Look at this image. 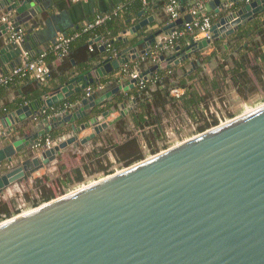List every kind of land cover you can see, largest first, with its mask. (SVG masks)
<instances>
[{"label": "water", "instance_id": "95a60500", "mask_svg": "<svg viewBox=\"0 0 264 264\" xmlns=\"http://www.w3.org/2000/svg\"><path fill=\"white\" fill-rule=\"evenodd\" d=\"M54 1L0 0V76L24 62L28 51L24 42L8 41L11 28L23 27L31 34ZM207 8L217 16L210 39L176 46L141 77L152 76L159 63L178 65L233 36L264 13V0H213ZM190 21L187 15L147 34L154 18L142 19L128 31L136 41L116 59H102L81 73L58 78L41 109L16 104L6 113L0 119V196L29 184L68 147L87 146L125 118L131 111L127 102L118 105L119 114L111 120L114 107L102 106L132 90L136 80L113 78L111 85L88 97L85 88L149 52L159 35L170 36ZM199 64L191 62L188 73ZM64 102L70 104L66 110L35 125L42 111ZM64 126L70 133L58 138L53 148L31 149L36 138ZM88 129L91 133L79 137ZM0 264H264V104L0 221Z\"/></svg>", "mask_w": 264, "mask_h": 264}, {"label": "crops", "instance_id": "0c3cea01", "mask_svg": "<svg viewBox=\"0 0 264 264\" xmlns=\"http://www.w3.org/2000/svg\"><path fill=\"white\" fill-rule=\"evenodd\" d=\"M127 1L128 0H88L86 2L73 3V2H71V0H55L54 2L56 5L49 11L47 16L42 20L41 24H39L36 28H34L32 30L31 34H28L27 30L22 27L26 33L25 38L27 36L30 37V39L28 41L24 40V44L28 48V51H27L28 59L31 60L36 55L38 56L40 54L47 53L49 51V49L51 48V46H52V44L56 38L60 37L61 35H70L71 33L83 28V26L87 22H90L96 15L108 13V12L114 10L115 8L119 7V6H124L127 3ZM182 9H183L182 13L186 12V7L182 6ZM142 10L143 9L141 8V11ZM208 12L215 15L214 12L209 10V9H208ZM183 14H184L183 17H185L186 14L185 13H183ZM149 17L154 18V23L149 25L147 27V29L145 30V32L147 34L149 32L152 33L153 31H157L159 29H162L163 27H166L167 24L170 23L167 15L163 11L162 5H159V4L152 5L149 8L145 9V13L143 14V16L141 18L138 17V15L137 16L129 15V17L126 19H124V17H122V18L118 19V21L113 20V23H112L113 28L119 29L116 40H117V42L118 41L120 42V45H121L120 52L125 50L130 44H132L133 42L136 41V40H132V36L128 35V31L130 29H132L135 25H137V23L139 21H141L142 19L149 18ZM216 19H217V16H216ZM263 19H264V13L259 14L252 21L241 26L237 32L244 30V29H250V27L252 26V24L255 21H262ZM237 32H235V34L233 36L224 38L223 40L219 41L220 42L219 44L221 46V54H224L223 56H225V55H227L229 57L233 56V59H237L236 54H232V50L230 47V44H231L230 42L232 41V39L234 38V36L236 35ZM167 37L168 36H164L162 34L159 35L158 37H156V41H155L156 43L153 45V48L157 47L158 43H163L167 39ZM123 38H127L128 40H131L132 42L128 43V44H124L122 42ZM95 40L97 42H95ZM95 40H94V43L92 45H95L99 49V47L102 46L101 45L102 41L99 38L95 39ZM180 42H185V43L180 46ZM240 44L243 46L244 45L246 46L245 40L242 41ZM178 45L181 48L186 47L188 45L187 40L186 39L180 40ZM146 47H148V46H146ZM262 49L264 50V47H262ZM140 50H141V47L137 48L138 52ZM213 51H214V47H213V44H211L206 49L202 50L201 52L197 53L196 55H192L189 58V60L181 62L178 65L171 64V66L168 68V65L166 63H159V70L163 71V72L168 70V69L175 71L177 77L175 78V81L173 83H176L179 79H182L184 82H186L187 86H190L191 90L193 89L200 96L204 95V92H203L204 90H203L202 86L205 82V88L204 89L207 92L211 93V100L209 102V103H211L214 101V99L216 97L215 96L216 92L214 93V91H211L210 84L212 81L216 80L217 77H220L222 79L224 86L228 85L230 87V90L231 91L233 90V92L235 93L234 89L230 86V82L228 80V77L224 76L222 73H220V71L219 72L217 71L218 64L223 63V62L224 63L227 62V65L224 67V71L231 68L230 67L232 65L231 60L228 58L224 60L222 58V55L218 52L216 53V57L214 59H211L209 62H204L202 60V58L208 57ZM165 54L168 55V53H165ZM198 56H201L202 58H198ZM248 57L250 59L251 65H255L256 63L253 61L251 53H248ZM194 61H199L200 64H199V66L195 65V69H193V71L188 73L191 70L190 63L194 62ZM133 62L134 61L129 60V63L126 65L131 67L133 65ZM257 64L260 65L261 63L259 61H257ZM153 65L154 64L148 60L146 62L139 64L137 67V70L141 75L143 73L148 72L149 69ZM48 67H49L50 73H51L50 78L42 84V86L46 88L48 93L50 92V89L54 87L53 85H56L58 83V78L69 77L76 70V64L71 63L70 66L67 67L65 59H55L50 65H48ZM121 68H122V65L120 66V68L116 72H114L112 74V76L105 77L104 81L92 85L93 88L95 89L93 93L97 92L96 87L98 85H102L103 89H105V87H107V85H111L113 83V80H114L113 78H117L120 80H126V79L130 80L128 76L120 74ZM183 72H185V73H183ZM248 73H249L250 77L254 80V76L252 75V73L250 71H248ZM188 75H192V77L187 79ZM148 77H151V76H148ZM263 79H264V75H263ZM28 87L31 89H34L32 87V84L30 82H26V81L12 83V84L6 85L5 87L0 88V119L6 113L15 109L17 102L21 103V105L30 103L29 101L25 102V98H26L25 90ZM154 87H155V84H148L149 93H152ZM160 87H162V86H160ZM173 89H178V93H179L178 96L172 94ZM185 92L186 91L184 88H180V87L171 88L169 91V97L171 99L175 100L174 105H172L173 103H170V105H166V107L163 110H161L160 108H157L155 110V113L160 115L162 118V125H163V119L167 120V118H169L170 115L173 114L172 110H175V109L181 110L187 116L186 112L181 108V104L179 101V99L185 94ZM137 93H141V92L137 91L135 88H133L132 90H129L127 93L120 92L118 100L115 102L113 101L111 103L105 104L104 106H102V110H106L108 108L114 107L115 110L113 111L111 116L108 118V120H111V119L117 117L119 114L118 113L119 112L118 105L122 102H127V108H131V111H129L126 114L125 118L120 120L122 123V130H123V132L131 133L133 136H135L139 140L140 145L142 146V144L145 145V143L142 139V134H141L142 130L136 128V126L133 123L134 120L132 117L133 113H136L138 111V107H137L138 103H135V104L131 103L132 99H134L136 101L133 94H137ZM47 94H45L42 97V100H45V98L47 97ZM84 94H85V92H84ZM64 104H69V103L64 102V103L57 105L54 108H59L60 106H63ZM109 105H110V107H109ZM116 105H117V107H116ZM18 106H19V104H18ZM41 107L42 106H40V109H41ZM34 108L36 110V106ZM199 110L204 111L202 105L199 107ZM51 111H52L51 109H48L46 111L47 112L46 114H51ZM165 114H167L166 118L163 117V115H165ZM41 118H42L41 115H40V117L39 116L36 117L37 121H35V125L42 123L40 121ZM188 119H189V117H188ZM189 121H191V120L189 119ZM33 129H34V126L32 127V130ZM148 129L149 128H145V131H147ZM164 129L165 128L163 125V132H164ZM4 131H6V130H4ZM69 133H70L69 126H64L60 130L53 131L50 134L56 136V138L54 140L57 142L58 138L67 137V135ZM89 133H91L90 129L81 133L79 135V137H82L84 135H88ZM110 134L111 135L112 134L113 135L119 134L118 137L120 136V132L118 131V129L115 128V125L112 128L108 129L107 131L102 132L99 136H97L93 141H91L85 147H80L78 149H73L72 147H68L66 149V151L61 156L57 157L56 161L53 162L47 169H43L42 171L39 172V174H41L39 177L46 175L47 174L46 172L52 171V168L56 164L59 163L60 159L62 160L61 164H64L66 167V170L64 169L63 173L69 172L71 167H69V165L66 162V160L68 159L67 157L70 154L71 155L76 154V153H74L76 151H79L78 154L80 155V151L84 150L85 155L78 156L74 161L75 166L72 167V169L80 168L82 166V161L86 160V158H87V156H89L90 152H93V151L97 152L99 148L106 147V145H105L106 140L109 139L108 137ZM1 135H3V132L1 133ZM121 136H124V135H121ZM141 146H140V148H141ZM37 176H38V174L34 175L32 180L38 178ZM25 185L29 186V184L22 183V184H20L19 187H16V188L18 189V188H21L22 186H25ZM14 189L11 187L8 190H6V192L12 191ZM3 196H0V198L5 201ZM7 206L9 208V204H7Z\"/></svg>", "mask_w": 264, "mask_h": 264}, {"label": "trees", "instance_id": "16d2710c", "mask_svg": "<svg viewBox=\"0 0 264 264\" xmlns=\"http://www.w3.org/2000/svg\"><path fill=\"white\" fill-rule=\"evenodd\" d=\"M178 1L180 2L181 7H186L188 4V0ZM125 8L126 10L122 16L111 19L106 23L105 26L95 28L85 33H81L82 28L73 32L80 33V36L70 44L68 55L64 58L66 66H70V64L73 62L76 64V70L74 72L78 74L91 68L94 63L101 61L107 52H99V49L95 45L89 44L98 38L103 41L108 40V43H110L111 47L119 54L121 45L120 42H117L116 40L119 29L113 28V20L118 21V19L122 17L126 19L129 17V15L137 16L141 11V5L138 2H133ZM244 40L246 42V46L240 44ZM184 43L185 42H180V46ZM219 43V41L212 43L214 51L208 57L202 58L201 56H198V58H202L204 62H209L211 59H214L217 52L221 54V46ZM230 43L232 54H236L237 59H233V56L229 57L227 55L223 56L224 54H221L224 60L227 58L230 59L232 65L230 66L231 68L224 71V67L227 65V62L219 63L217 66V71H220V73L228 77L230 86L234 89L236 95L245 101L258 92L264 91V50L262 49V47H264V19L262 21H255L250 29H244L237 32ZM248 53H251L252 59L256 63L255 65H251ZM162 55H165V53ZM38 56L36 55L34 58ZM54 60L55 58L49 52H47L45 57L46 63L50 65ZM257 61H259L261 64L258 65ZM248 71L252 73L254 80L250 77ZM153 75L160 76L162 78L161 81L155 84L152 93H149L148 83L144 91L133 94L134 98L136 99V103H138V111L133 113L132 116L134 120L133 123L136 128L142 130V139L146 147L150 149V153L152 155L156 153V150H153L155 144L159 141H163L164 139L162 118L160 115L155 113V110L157 108L163 110L166 105H170V103H173L172 105H174L175 100L169 97V91L171 88L180 87L185 89V94L179 99L181 108L186 112L189 119L195 123H200V120L204 119L203 112L199 110V107L202 105L204 110L209 111L208 104H210L209 102L211 100V93L204 89L205 82L202 86L204 95L200 96L193 89L191 90L190 86H187L186 82H184L182 79H179L176 83H173L177 77L175 71L170 69L164 72L158 70L154 72ZM191 77L192 75H188L187 79ZM24 81L30 82L34 88L31 89L28 87L25 90V102L29 101V104L32 106V108L36 106V109H40L43 101L42 97L48 93L46 88L43 87L42 83L38 81L27 79ZM221 84H223L222 79L217 77L216 80L212 81L210 84L211 91L217 93L221 91ZM90 87L93 88L92 85H90ZM18 104L21 105V103L17 102V105ZM217 124L218 122L215 119H212L211 123L203 122L202 125L198 127L199 132L205 131L210 127L216 126ZM115 128L118 129L120 135H124V139L119 143H112V141L108 139L106 140V147L99 148L97 152L93 151L92 154L87 157L91 165L97 166V172H103L104 174L107 172L105 165H103V160H106L105 155L107 152H112V155L116 159L117 163L123 164L124 167L143 160L144 156L140 149L141 145L139 140L131 133L123 132L121 121L115 124ZM145 128L149 129L145 131ZM48 135H50L53 139L56 138L54 135ZM87 168L88 165H86L84 161H82V166L80 168L72 169L69 172L63 173L64 168L61 167L60 171H62V175L60 179H57L56 181H58L60 185L64 187H67L73 183H81ZM108 174L110 173H106L105 175ZM44 182H47V180L36 179L34 181L33 188L37 191V193H39L40 201L32 202L33 207L55 198L54 194L46 190ZM24 197L28 198V195H24ZM17 213L18 212H16V214ZM11 215L12 214L9 211L7 203L3 200H0V221L10 218Z\"/></svg>", "mask_w": 264, "mask_h": 264}, {"label": "built area", "instance_id": "2783aa9c", "mask_svg": "<svg viewBox=\"0 0 264 264\" xmlns=\"http://www.w3.org/2000/svg\"><path fill=\"white\" fill-rule=\"evenodd\" d=\"M88 0H71L73 3L78 2H86ZM213 0H188V4L186 6V12H183L191 17L190 22H184L181 28L176 29L167 39L162 43V46L159 48L152 47L149 52L140 55L136 61L133 62L131 67L124 65L120 70L121 75H126L130 80H136L134 84V88L141 92L146 89L147 84H157L161 81V77L157 75H153L144 79L140 76V73L137 70L139 64L151 61L153 64H157L159 61V57L163 53H170L176 46H179L178 43L182 39H186L188 45L192 41V43H197L201 40H209L211 37L210 29L212 25L216 22V15L208 12V3ZM133 2H138L141 5L143 10L149 8L152 5L161 4L163 7V11L168 17L169 22H174L178 19L184 18V14L182 13V7L178 0H128L124 6H119L114 10L96 15L92 21L86 23L81 29V33H85L91 31L95 28L105 26L108 21L111 19H115L124 14L129 4ZM25 30L23 28H19L17 31H14L11 28L9 34V42L21 44L25 40ZM80 36V33H73L70 35H61L56 38L49 49V53L55 59H64L69 52L70 44L76 40ZM101 45L105 48L107 54L103 59H116L118 53L115 49H113L108 43V40H101ZM93 42V41H92ZM25 61L22 62L19 66L10 70L8 73L0 76V88L5 87L6 85L22 82L24 80H34L40 83H44L46 80L50 78V69L45 61L46 53L40 54L38 57L29 60L28 53L24 54ZM103 86L98 85L96 90H102ZM94 88L88 86L85 88L84 97L90 96L94 92ZM172 94L178 96V89H173ZM70 104H64L59 108H52L51 114H46V111H42L40 115L42 116V120L49 121L51 118L56 116L58 113L63 112L69 107ZM222 123L221 121H219ZM57 142L48 134L36 138L31 146V149L34 152L45 151L53 148ZM142 149L146 148V145L142 144Z\"/></svg>", "mask_w": 264, "mask_h": 264}, {"label": "rangeland", "instance_id": "374dc122", "mask_svg": "<svg viewBox=\"0 0 264 264\" xmlns=\"http://www.w3.org/2000/svg\"><path fill=\"white\" fill-rule=\"evenodd\" d=\"M221 91L218 93H215V99L213 102L208 104V109L213 114H211L209 111L207 112L206 117H204V121L200 120L201 122H197V125L194 121H189L188 117L185 115V113L181 110L175 109L172 110V113L167 120L163 119V125L164 128H168L169 130H172L173 132V139H163V141H159L155 144L153 147V150H156L155 154H158L164 150H167L171 148L172 146H175L176 144L185 142L195 135L202 133L199 132L198 127L202 125L203 122H212V119L217 120L218 124L221 121L224 123L225 121H228L232 118H235L243 113L248 112L251 109H254L262 104H264V91H260L257 94L253 95L252 97L248 98L247 100H242L233 92V90H230V87L228 85L221 84L220 86ZM215 113L218 115V119L216 118ZM204 115V113H203ZM213 116V117H212ZM164 118L167 117V114L163 115ZM217 124V125H218ZM214 127V126H213ZM212 128V127H210ZM208 128V129H210ZM206 129V130H208ZM205 130V131H206ZM119 135V134H118ZM118 135H109V139L112 141V143H118L124 139L123 136ZM143 154V159L148 158L150 156H153L155 154L150 153V149L147 147L145 149L140 148ZM79 151H76L74 155H69L66 160L69 167H71L70 171L72 170V167H74V161L78 156L85 155L84 150L80 151V155L78 154ZM92 152H90L89 156ZM87 156V157H89ZM105 159L103 160V165L106 167V173L113 174L116 171H119L123 168V164L117 163L116 159L113 157L112 152H107L105 155ZM62 160H59V163L56 164L52 171L46 172V175H43L39 177L41 174H38V178L36 179H46L47 182H44V185L46 187V190L50 193L55 195V198L62 196L66 193H69L70 191H73L74 189H77L81 186L87 185L91 182H94L98 179H101L107 175H105L103 172H97V166L91 165L89 159L86 158L84 160V163L88 165L87 170L84 173L83 181L81 183H73L68 185L67 187H64L60 185L57 179H60L62 175V171H60V168H64L66 170V167L64 164H61ZM70 162V163H69ZM80 165V164H79ZM108 174V175H110ZM31 180L29 183V186L25 185L21 188H15L12 191L4 193V199L9 204V211L12 214V216L16 215V212L21 213L28 211L30 209H33L32 202L34 201H40V195L37 193V191L33 188L34 181ZM24 195H28V198H25ZM0 200H2L0 198ZM4 201V200H3ZM42 204V203H40ZM17 213V214H18Z\"/></svg>", "mask_w": 264, "mask_h": 264}, {"label": "flooded vegetation", "instance_id": "af4514ba", "mask_svg": "<svg viewBox=\"0 0 264 264\" xmlns=\"http://www.w3.org/2000/svg\"><path fill=\"white\" fill-rule=\"evenodd\" d=\"M204 109V108H203ZM203 113H204V117H206V115H207V112L208 111H206V110H201ZM211 114H213L211 111H209ZM215 115H216V118L218 117V115H217V113H215ZM218 119V118H217ZM219 120V119H218ZM207 123H211V122H207ZM196 125H197V123H196ZM173 132H172V130H169L168 128H165L164 129V139H173Z\"/></svg>", "mask_w": 264, "mask_h": 264}, {"label": "bare ground", "instance_id": "6f19581e", "mask_svg": "<svg viewBox=\"0 0 264 264\" xmlns=\"http://www.w3.org/2000/svg\"><path fill=\"white\" fill-rule=\"evenodd\" d=\"M251 110H252V109H251ZM251 110H249V111H251ZM249 111H248V112H249Z\"/></svg>", "mask_w": 264, "mask_h": 264}]
</instances>
